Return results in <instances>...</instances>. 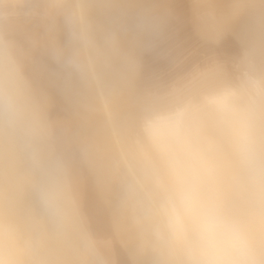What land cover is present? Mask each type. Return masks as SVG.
<instances>
[{
  "label": "clouds",
  "instance_id": "1",
  "mask_svg": "<svg viewBox=\"0 0 264 264\" xmlns=\"http://www.w3.org/2000/svg\"><path fill=\"white\" fill-rule=\"evenodd\" d=\"M190 3L0 0V264H264V0Z\"/></svg>",
  "mask_w": 264,
  "mask_h": 264
},
{
  "label": "bare ground",
  "instance_id": "2",
  "mask_svg": "<svg viewBox=\"0 0 264 264\" xmlns=\"http://www.w3.org/2000/svg\"><path fill=\"white\" fill-rule=\"evenodd\" d=\"M179 13L180 21L176 24L179 37L189 43H194L196 37L191 25V3L190 0H175L174 5ZM237 44L231 37L227 38L221 51L227 55H233L237 51ZM166 71L165 65L153 56L145 57V79H150L154 74H160ZM102 230L103 225L99 226ZM120 264H127V258L123 253H119Z\"/></svg>",
  "mask_w": 264,
  "mask_h": 264
}]
</instances>
